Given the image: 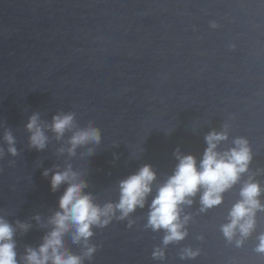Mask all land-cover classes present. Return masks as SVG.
<instances>
[{
	"label": "water",
	"instance_id": "95a60500",
	"mask_svg": "<svg viewBox=\"0 0 264 264\" xmlns=\"http://www.w3.org/2000/svg\"><path fill=\"white\" fill-rule=\"evenodd\" d=\"M60 112L101 131L95 155L81 148L71 161L101 206L118 202L119 182L144 164L157 174L154 188L163 183L177 148L199 161L205 135L225 126L219 150L243 137L253 156L219 206L201 211L199 194L183 206L184 240L165 247L164 231L147 227L149 196L126 219L93 227L96 252L84 264H264L255 251L264 211L240 247L239 234L229 242L220 230L249 176L264 188V0H0V214L32 224L16 234L20 255L47 231L32 217L43 222L63 192H51L42 173L66 159L54 138L43 152L30 149L25 125L33 113L50 122ZM5 130L15 137L14 157ZM67 247L82 254L70 237ZM186 248L199 255L181 259ZM156 249L163 259L153 258Z\"/></svg>",
	"mask_w": 264,
	"mask_h": 264
},
{
	"label": "clouds",
	"instance_id": "9594fccd",
	"mask_svg": "<svg viewBox=\"0 0 264 264\" xmlns=\"http://www.w3.org/2000/svg\"><path fill=\"white\" fill-rule=\"evenodd\" d=\"M25 129L29 134V148L38 152H43L52 138L62 142L56 155L66 157L63 166L54 165L45 169L42 175L46 179L50 176L51 192L56 193L61 188L63 192L58 198L57 210L43 222L39 215L32 217L39 227L47 231L41 243L37 247L26 246L23 255L17 252L15 237L17 232L26 234L30 231L32 224L20 220L9 222L4 214H0V264H84L96 252V246L89 243L94 235L93 227H106L114 217L126 219L137 208L143 209L149 196H152V200L147 227L154 232L164 231L162 243L165 247L182 241L187 236L185 225L190 219L187 215L182 218L183 206H191L198 194L201 211L219 206L223 202V194L249 172L253 159L249 142L243 137L235 138L232 147L227 150H219L220 145L229 138L225 126L222 131L213 130L205 135L207 147L199 161L193 155L182 154L177 148L173 153L177 164L163 183L154 188L157 174L150 164H144L119 182L118 202L101 206L86 191L89 185L84 173L71 162L81 148L87 149L83 155H95V147L92 146L102 142L99 128L92 124L80 127L74 112H60L53 115L50 122L43 121L39 113H33ZM3 142L7 145L8 154L13 157L18 155L16 140L10 131L5 130ZM3 155L4 149L0 148V158ZM262 195L264 188L249 176L240 187V199L229 210L228 223L221 226L220 230L227 241L232 242L239 234L241 239L235 243L240 247L252 234L257 213L264 211V203L260 199ZM68 237L73 244L82 246L81 255H75L68 249ZM257 241L255 251L264 254V233L259 234ZM198 255V250L186 248L180 258L195 259ZM163 257L162 249L153 251L154 259Z\"/></svg>",
	"mask_w": 264,
	"mask_h": 264
}]
</instances>
